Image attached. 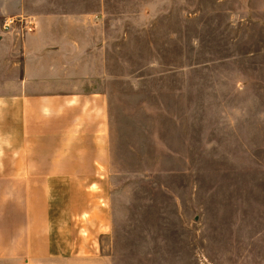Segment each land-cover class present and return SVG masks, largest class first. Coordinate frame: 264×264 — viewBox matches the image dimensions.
I'll return each mask as SVG.
<instances>
[{
    "label": "rangeland",
    "instance_id": "374dc122",
    "mask_svg": "<svg viewBox=\"0 0 264 264\" xmlns=\"http://www.w3.org/2000/svg\"><path fill=\"white\" fill-rule=\"evenodd\" d=\"M2 5L12 100L104 94L108 133L0 182V264H264V0Z\"/></svg>",
    "mask_w": 264,
    "mask_h": 264
},
{
    "label": "crops",
    "instance_id": "0c3cea01",
    "mask_svg": "<svg viewBox=\"0 0 264 264\" xmlns=\"http://www.w3.org/2000/svg\"><path fill=\"white\" fill-rule=\"evenodd\" d=\"M3 7L0 15L4 14ZM51 80L54 79H47ZM20 84L28 85L20 82L18 86ZM0 85V119L3 120L0 130V170L3 175H0L5 178L1 183L47 180L41 178L48 175L47 166H56L49 170L53 174L63 172L65 165H70L69 169L73 171L78 141L90 143V150L83 145L88 162H92L93 155L97 157L94 162L103 161L108 133L104 94L77 99L73 93L53 91L43 99L40 94L31 95L24 90L12 100L10 84ZM21 231H25V226Z\"/></svg>",
    "mask_w": 264,
    "mask_h": 264
},
{
    "label": "built area",
    "instance_id": "2783aa9c",
    "mask_svg": "<svg viewBox=\"0 0 264 264\" xmlns=\"http://www.w3.org/2000/svg\"><path fill=\"white\" fill-rule=\"evenodd\" d=\"M14 22L13 19H9L8 22H6V25L12 24Z\"/></svg>",
    "mask_w": 264,
    "mask_h": 264
}]
</instances>
